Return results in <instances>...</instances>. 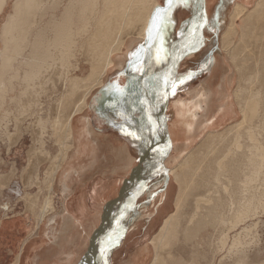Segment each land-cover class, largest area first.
Wrapping results in <instances>:
<instances>
[{
    "label": "bare ground",
    "instance_id": "6f19581e",
    "mask_svg": "<svg viewBox=\"0 0 264 264\" xmlns=\"http://www.w3.org/2000/svg\"><path fill=\"white\" fill-rule=\"evenodd\" d=\"M133 1L134 0H69L68 4L63 9H61L59 0H15L11 8L8 0H0V17L3 15V13L8 12V15L2 18V25L0 27V105L2 104V100H4L5 98L4 96L6 94V90H8V88L11 89L9 80H14L9 79L11 78V75L12 78H21L22 83L28 85V83H30V81H33L34 78H38L39 69L43 65L45 66L53 64L55 58L54 55H56V52H59L61 54V58L63 59L64 53H71V51H74L77 47L78 42H80V40H84V49L86 51V54H88L91 59L93 54L97 51L96 48H100V52L96 54V60L93 59L95 61H91L92 70L89 74H81L79 77H76L74 79L70 78L67 81L65 79L64 81L66 82L63 81L61 83V85L64 86L65 90V92L62 94L64 98H68V96H71L73 93H79L80 90L82 91V89H84V91L82 95H80L77 104L69 112L67 118L62 119L60 122L59 129L62 134V139L58 140L60 142V150H58L59 153L56 156H53V160L51 159L52 157L50 158L51 162H49V169L46 176L43 177L44 179H42V183L46 185L45 187L47 188V194L49 195L54 194V189H56L55 182L57 179L58 182L59 180L62 181L61 183H63V181L65 180L64 165L68 156V152L71 151V148L73 147L71 143L72 117L83 109V107L86 105V99L89 96L88 94L91 93L90 91L92 90V88L100 83V79L105 74L107 67L113 64L112 54L118 50L124 38L117 39L115 41L113 40L111 42V34L115 31V26L118 23L119 18L123 14L126 17L130 16L129 12L131 11V8L133 6V4L130 3H133ZM152 4L153 0L138 1L136 17L132 15L134 18L133 21L131 20V26L133 27L134 25H136L137 27H130V31H137L140 36L143 35L142 32L145 31L144 26L146 25V21L148 19ZM200 4L201 0H192V13L194 12L195 15L194 22L191 25L190 30L189 23H186V21L183 23L182 27L180 28L181 33L183 32L182 34L184 35V37L187 32L188 34L185 38L183 37L182 41L174 42L173 47L171 48V55L174 57L175 61H177L178 66L180 64L179 62L184 59L185 55L187 57H192L202 51V48L205 47L206 44L211 42V39L216 36V34H218V27L225 25L221 33H219V35L223 39V47H230V44H232L231 38L237 36V34L238 36H240V39H243L247 35L251 37V39L253 38L254 45H252L251 48L247 51L245 61H248V64L245 65H247L246 70L253 71L252 75L249 73L250 75L248 74L247 76L248 84H255L253 82H249L253 76V80H256L257 88L250 91V89L246 90L243 86L239 85L231 92V88H233L231 85L234 84L235 80V78H232L230 82L228 81L229 85L227 86V89L223 87L225 89L224 91L218 92L217 90L214 94H208L210 93L208 92L206 93V95H204L205 93L199 95L196 94L197 98L191 104L185 105L183 101L178 99L173 102L172 107L168 108V104L165 103L167 104L164 113L166 133L164 135H159L158 131L155 130L156 122L161 120V110L159 106L165 96V92H167V95H169L178 72L177 70L175 71L173 67L168 68L166 72H164L163 75L155 81L151 88L150 80L162 70L158 71L152 77H150V79H148L147 83L145 84V89L148 93L146 98L147 104L149 106L148 108L151 112L150 123L152 129L154 128V132H157L158 137L160 138L159 141L161 146L159 150L162 158L159 162L155 161L156 164L153 166V170L156 171L153 175H156V178H159L158 183L154 186H150L153 187L152 193H154V195L158 189L159 191H161V189H163L165 185L169 186L168 184L170 182H174L179 188L176 200L174 202V214L164 220L163 224L157 232L158 234L156 233L157 235L154 236L155 238L153 237L154 239L150 241L153 252H155L154 247L158 246L163 236H166L167 233H170V229L175 226V223L173 224V218L175 217V214L177 212L179 214L181 213L180 208L183 204V199L185 196V187H187L184 184L187 181L186 176H184L183 178V175L187 174V171H184V169L186 168L185 166L188 165L186 164V161H192V158L197 155L196 153L199 150L201 152V149H205L206 151L207 149L208 151L211 149L213 150V143H210L213 137H221L224 133H231L230 144L221 157H224L225 162L229 161L228 163L230 165V171H232L231 174L229 173L231 179H233V177L235 176L238 177L239 175H242L244 177L254 176L255 178H257L260 176V171L264 166V122H262L261 120L263 117L262 115L264 114V0H255L252 8L250 9H247L245 5L234 3L229 14L227 15L228 19L225 15L222 16L219 10L218 25L216 26L215 30L214 28L210 27L214 22V18L208 11V0H204L203 4H206L205 8L204 6L203 8H201ZM93 9L95 11H98V13H95L93 15V18L90 19L87 13L94 12ZM201 12L204 15V19L200 18ZM241 16L243 19V23L240 26V31H238L235 27L234 22ZM137 18L139 21L136 20ZM225 19L228 21H226ZM254 28L256 29L255 32ZM257 31H261V33H256ZM106 36L109 37L110 41H107V43L104 44L103 39L106 38ZM75 37H79V39H76ZM135 41L136 40H134L133 43H135ZM233 52L235 51L233 50L232 53ZM237 52L240 53L239 51ZM223 56L219 54L216 65H243L235 62L236 55L234 54H231V57H228L226 54L228 58H224ZM14 65H17L18 67H14ZM231 67L233 68L234 72V67ZM18 70L22 73L18 74L17 72H15ZM166 79L168 81L167 84L165 83ZM212 84L213 83H211V85ZM213 86H211V88ZM245 91L248 92L245 93ZM232 97L237 103L236 109H238L240 118H234V120L228 123L223 129L215 132L214 130L217 129V125L218 123H220L219 118L220 120L222 119V121L224 119L226 120V117L228 116L227 114L230 111L233 114L235 112L234 109L232 110V107H234V101ZM168 99L169 96H167V102ZM59 103H61V105L63 104L62 101ZM183 106L187 108V111L182 120V129L176 130L173 110L177 111L180 107ZM212 110H216L218 112V116L216 115L217 120H214L216 116L214 118L212 117V119L210 120L205 117V114L212 112ZM168 111H170L169 114H167ZM244 123H250L249 126L247 125L248 127L245 128L246 133H241L242 131L239 133L238 131L241 127L243 128ZM202 132L207 133V135L203 137L199 141V143L196 144V138ZM173 153L174 155L171 158V155ZM165 157H169L168 162H166L167 158ZM222 160L221 162H223ZM171 165H178V167L171 168ZM246 168L249 171L245 172ZM177 169L183 170L179 173L177 172ZM238 171H241L242 174H238ZM61 174L62 177H60ZM36 176H38V174H36ZM138 182V176L132 178L124 186V193L126 192L127 194V192H129L130 190H135ZM233 203L234 201L231 205H233ZM144 205L146 206V203L142 205L132 206V208L130 207L131 209L128 211V213H125L124 218L114 222L112 237L109 235L111 233H109L108 235L110 238L106 240L104 247H100L101 255L106 253V251L102 253V250H107L109 247L115 245L114 243L119 241L124 231L130 228L133 225L134 220L136 221V219L141 216L139 208ZM41 206L43 210L41 211V216L39 217L38 222L43 223V221L47 219L44 215L52 210V202L50 198L44 199L41 203ZM242 207H240V209H242ZM233 211L232 212L234 214H236L237 212L236 219L241 217L238 222V225L240 226L244 223V217H242L241 214L239 215V212H241L240 210ZM244 211L243 213H246ZM55 217L53 216L49 220L52 221ZM181 218H184V216H182ZM207 218H210L209 222H205L203 219L193 222L192 225H190L193 228L192 230L196 232L197 230L203 229L204 227L206 228V225L211 229H217L218 227L215 224L216 216L214 217V215L210 213ZM227 222L228 220H224L222 223L225 224ZM172 224L174 226H172ZM236 224L234 223L233 225L229 226H227L226 224V230L220 232V251L225 249L226 242L229 238L228 233H230L233 228L237 227ZM177 228L179 227L177 226ZM111 230L112 229H110V231ZM191 235L188 233L186 238L190 240ZM93 257L94 258H92L88 264H101L98 255ZM223 257H225V255ZM16 259L17 260L15 264H18V258ZM154 261L155 256L151 258L150 264H156Z\"/></svg>",
    "mask_w": 264,
    "mask_h": 264
},
{
    "label": "crops",
    "instance_id": "0c3cea01",
    "mask_svg": "<svg viewBox=\"0 0 264 264\" xmlns=\"http://www.w3.org/2000/svg\"><path fill=\"white\" fill-rule=\"evenodd\" d=\"M230 1L208 0V7L221 8L223 5L220 10L223 14L226 12L224 8L228 10ZM167 7V0H153L143 35L133 31L123 39L119 51L112 54L113 64L107 67L100 83L92 88L83 109L72 117L73 147L64 165L65 180L63 183L60 180L58 182V179L55 182L54 194L58 202L52 215L56 217L52 221L49 220L52 218L50 216L39 225L36 221L29 225L27 215L34 211L20 205L24 193L20 192L19 183L10 178L9 171L0 173V214L5 215L0 221V246L15 244L16 255L14 249H9L7 255H15L13 261L16 262L18 258V264L24 256L25 264H78L101 223L106 205L120 194L125 182L148 151L152 126L145 84L167 65L179 30L192 14V0L186 4L174 0L170 12L171 23L158 34L152 28L153 17L158 8ZM216 64L217 60L206 79L197 86H194L193 81L199 78L187 71L190 67L182 69L177 76L175 74V85L180 90L173 101L180 99L187 104L196 100V94H214L217 90L227 89L234 78L232 65ZM84 70V74L88 72V69ZM181 79L183 83H180ZM231 86L234 88V84ZM216 115L218 112L212 110L205 117L210 120ZM227 115V121L219 118V129H223L233 119L231 111ZM217 116L214 120H217ZM176 128L182 129V124H177ZM168 185L162 187L161 191L158 189L155 195L152 186L147 188L146 206L139 208L144 217L134 220L115 248L108 252L107 264H150L153 257L150 243L153 231H158L167 216L174 211L176 194H173V189L171 193V186ZM129 204H125V211L132 208Z\"/></svg>",
    "mask_w": 264,
    "mask_h": 264
},
{
    "label": "rangeland",
    "instance_id": "374dc122",
    "mask_svg": "<svg viewBox=\"0 0 264 264\" xmlns=\"http://www.w3.org/2000/svg\"><path fill=\"white\" fill-rule=\"evenodd\" d=\"M8 1L11 8L15 0ZM138 1L139 0H134L133 3H130L133 4V6L131 8V11L129 12V17H126L123 14L119 18V21L115 26V31L111 34V42L113 40L115 41L117 39H123L131 34L132 31H130L129 29L130 27H132L131 20L133 21V16L136 17ZM254 1L255 0H231L230 4L228 5L229 11L224 8L226 12L223 14L221 12L220 13L222 14V16L225 15L227 18V15L229 14L234 3L245 5L247 9H250L252 8ZM59 2L61 5L60 8L63 9L68 4L69 0H59ZM221 8L216 7L212 9L211 6L208 7L209 13H211L214 18V22L210 27L214 28V30L218 25V12L219 10H221ZM7 13H3V15L0 17V27L2 25L1 20L8 15ZM95 13H98V11L94 10V12L87 14L91 19L93 18V15ZM242 16L236 19L234 22L235 27L238 31H240V26L243 23ZM136 20H138V18ZM135 26L136 25H134L132 28H135ZM224 26L225 25L218 27V34H216V36L211 39V42H209L205 45V47L202 48V51H200L199 54L192 57H187L185 55L184 59L179 62V70L177 67V72H181L182 69H187L190 67L187 71H191L193 77L198 76L199 78L193 81L194 86H197V84L199 85L206 79L212 65H215V61L218 59L219 54H221L222 56L224 55V58H226L227 56L231 57V54H234L236 55L235 62L243 65H232L235 70L233 89L240 85L243 86L246 90H255L257 88V83L255 79V81L253 80V76L249 82H253L255 84L250 85L247 82L248 74L250 73L252 75L253 71L246 70L247 65H245L248 64V61H245L247 51L251 48L252 45H254L253 38L251 39V37L247 35L243 39H240V36H238L237 34V36L231 38L232 44L229 43L231 48L229 46L223 47V39L219 35V33H221ZM255 31L256 29L254 28V32ZM256 33H261V31H257ZM75 38L79 39V37ZM110 40L109 37L106 36V38L103 39V43L105 44ZM83 43L84 40H80L74 51H71V53L66 52L63 54V59L61 58V54L59 52H56V55H54L55 58L53 64L45 66L43 65L39 69L38 78H34L33 81H30V83H28V85L22 83L21 78H12L11 75V78L9 79H14L13 81L9 80L11 89L8 88V90H6V94L4 96L5 98L4 100H2V104L0 105V173L2 171H9L10 178L19 183V190L21 193H24L23 198L20 199V205L25 206L27 210L30 209L32 212L34 211V213H28L27 215L29 219L33 220L30 221L26 218V221L29 225L34 224V221H36L38 225L40 224L38 220L41 216V211L43 210L41 203L44 199L50 198L52 202V210L44 215L46 216L45 218L52 216L57 209L56 206L58 200L55 197V194H47V188L45 187L46 185L42 183V179H44L43 177L47 174L50 165L49 162H51V159L53 160V156H56L59 153L58 150H60V142L58 141L59 139H62V134L59 129L60 122L62 119L67 118L69 112L77 104L80 95H82L84 91V89H82V91L80 90L81 93L77 91L79 93H73L71 96H68V98H64L62 94L65 92V90L64 86H62L61 83L65 79L67 81L70 78L74 79L76 77H79L81 74L83 75L84 73L81 72H83L84 68L86 70L88 69V72L86 71V74H89L92 70L91 61L93 59L96 60V54L100 52V48H96L97 51L90 59L89 55L86 54V51L84 49L85 46H83ZM233 50L235 52L232 53ZM237 51H239L240 53H238ZM95 60H93V62ZM14 67L18 66L14 65ZM15 72H17L18 74L22 73L19 70ZM32 89H34L35 91ZM179 90L180 88L176 87V92L173 95L171 87V94L169 93L168 95V108L173 106V100L175 99ZM246 92L248 91H245V93ZM61 101L63 103L62 105L61 103H59ZM233 101L234 107H232V109H234L235 112L233 114L232 120L237 117L240 118L238 109H236L237 103L234 98ZM171 102L172 105H169ZM192 102L185 104V102L183 101L185 105L191 104ZM67 106L70 108L68 109ZM186 111L187 108L184 106L180 107L177 111L173 110L176 130H178L176 128L177 124H182V120L186 115ZM169 112L170 111H168L167 114H169ZM262 116L263 117L261 120L262 122H264V114ZM249 124L250 123H244L243 128L241 127V130L239 129L238 132L240 133L242 131L241 133H246L245 128H247ZM3 125L6 127H4ZM217 126V129L214 130L215 132L221 130L219 129L220 124H218ZM206 135L207 133L205 132L200 133L196 138V140L198 139L197 142L199 143V141ZM230 138L231 133H224L221 137H213V139H211L210 141V143H213V150L211 149L208 151L207 149L206 151L205 149H201V152L199 150L196 153L197 155L192 158V161H186V164L188 165L185 164L186 168L184 169V171H187V174L183 175V178L184 176H186L187 180L184 183L185 186H187L185 187L186 197L184 196L183 204L180 208L181 213L179 214L177 212L179 215L176 213V218H173V224L175 223V226L173 224L172 226H174L176 230L174 229V227L171 228L172 230L170 229V233H167L166 236H163V240L161 239V242L158 244V246L154 247L155 252H153V256H155L154 262L156 264H264V166L260 171V176L257 178H255L254 176L244 177L242 175H239L238 177L232 176L233 179H231L229 173L231 174L232 171H230V165L228 163L229 161L225 162L224 157L221 158L230 144ZM173 155L174 153L171 155V158L173 157ZM165 158H167L166 162H168L169 157ZM221 160L224 163L221 162ZM219 166L221 169L219 168ZM45 167H47L46 170H44ZM170 167L175 168L178 167V165H171ZM247 168L245 172L249 171L247 170ZM182 170L183 169H177V172L180 173V171ZM36 174H38V176H36ZM238 174H242V172L238 171ZM251 177L254 178L252 179ZM158 179L159 178H156V175L154 176L152 174L151 179L148 180L147 187H150L152 182L153 186L157 184ZM169 184L171 186V193L173 189V194H176L177 196L179 189L177 184H175L174 182H170ZM22 185L23 191L21 190ZM244 187L246 188V190ZM237 192L241 193L239 194ZM146 193L147 191H144L141 194L142 196L140 195L137 198V200L135 201V205H142L145 203V198L147 195ZM233 201L234 203L233 205H231ZM239 205L240 207L243 206V210L240 209ZM19 210L20 209L18 208L17 211ZM233 210H242L241 212H239V215L241 214L242 217H244V223L240 226L238 225V222L241 217L236 219L237 212L236 214H234ZM172 211L173 209L170 211V213ZM243 211L246 213H243ZM140 213L141 216L144 217L141 211ZM210 213L213 214L214 217L216 216L215 224L218 228L211 229L206 225V228L204 227L203 229L194 232L192 230V226L190 225L200 219H203L205 222H209L210 218L207 217L210 215ZM168 214L169 213H167L165 217ZM173 214L174 211L169 216ZM180 215L184 216V218H181L182 216ZM3 216L5 215L0 214V221ZM23 216L26 215L24 214ZM169 216H167V218ZM223 219L225 221L228 220V222L225 224L222 223L224 221ZM235 221L237 222V224ZM232 222L233 224L235 223L237 227L233 228V230L228 233L229 238L226 242L225 249L220 251V232L226 230V224L227 226L233 225ZM177 226L179 228H177ZM112 232L113 228L111 231L109 230V233L111 234L108 233L111 237L113 234ZM157 232V229L153 231L151 240L155 238L154 236L158 234ZM188 233L190 235L192 234L190 236V240L186 238ZM109 235L107 236L106 240L110 238ZM116 243L114 244L116 245ZM115 245L109 247L106 250L105 255H107ZM15 246V244L0 246V264H15V261H13L16 255L15 253L17 252V247ZM102 247H104V245H102ZM9 249H14L13 253L15 255L12 254L8 256L7 251ZM224 255L225 257H223ZM24 258L25 256L23 257L20 264H25Z\"/></svg>",
    "mask_w": 264,
    "mask_h": 264
},
{
    "label": "water",
    "instance_id": "95a60500",
    "mask_svg": "<svg viewBox=\"0 0 264 264\" xmlns=\"http://www.w3.org/2000/svg\"><path fill=\"white\" fill-rule=\"evenodd\" d=\"M204 0H201V8L204 6ZM194 12L192 13L191 17L186 20V23H189V30L191 25L194 22ZM183 33V32H182ZM180 32L177 35L176 41H182L184 35ZM188 32L186 33L185 37L187 36ZM184 37V38H185ZM175 41V42H176ZM173 47V46H172ZM172 52V51H171ZM181 59V58H180ZM170 67H173L175 71L177 70L178 64L177 61H175L174 57L171 55L170 59L164 69H162L161 72L157 73L154 78L150 80V88L155 83V81L160 78L164 72ZM168 91V90H167ZM167 94V92H165ZM167 96H164L163 100L160 103V110H161V120L156 122L155 130L158 131L159 135H164L166 133L165 131V121H164V113L167 103ZM152 135H151V143L148 151L145 153V155L142 157L139 165L136 167V169L131 174L130 178L125 182V185L134 177L138 176V184L135 187V190H130L129 192L124 193L122 188L120 194L112 201H110L102 214L101 217V223L99 227L94 232L88 248L84 255L81 257L78 264H88L89 261L94 258L93 256L98 255L101 261V264H105L106 260V253L100 254V247L102 245H105V241L107 239L109 230L113 228L114 222L124 218L125 212L128 210H124V206L127 203H130L131 206H135V201L137 198L144 192L147 191V183L148 180L151 178L152 174H154L156 171L153 170V166L156 164L155 161H160L161 153H160V141L158 137V133L154 132V128L152 129ZM124 185V186H125Z\"/></svg>",
    "mask_w": 264,
    "mask_h": 264
},
{
    "label": "snow or ice",
    "instance_id": "6c2138e0",
    "mask_svg": "<svg viewBox=\"0 0 264 264\" xmlns=\"http://www.w3.org/2000/svg\"><path fill=\"white\" fill-rule=\"evenodd\" d=\"M180 2L187 3L188 0H180ZM168 7L167 8H158L155 12V15L152 20V28L156 30L158 34L162 33L166 28L169 26L171 23L170 20V12L172 10L174 0H167ZM200 18L204 19V15L201 12ZM152 29L149 30V35H151ZM191 74H189L190 77ZM165 83L167 84L168 81L167 79L165 80ZM180 83H183V79L180 80ZM176 92V85L175 82H173V87H172V94L174 95ZM167 94H165L166 96ZM129 135H134L132 133H129ZM106 250H102V253ZM105 264H107V261H105Z\"/></svg>",
    "mask_w": 264,
    "mask_h": 264
}]
</instances>
